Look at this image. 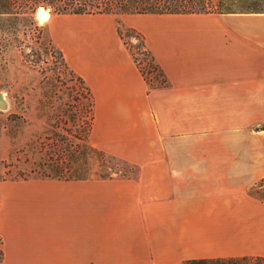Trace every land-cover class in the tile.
I'll return each instance as SVG.
<instances>
[{"label":"crops","instance_id":"1","mask_svg":"<svg viewBox=\"0 0 264 264\" xmlns=\"http://www.w3.org/2000/svg\"><path fill=\"white\" fill-rule=\"evenodd\" d=\"M145 15L133 27L163 86L119 36L61 44L93 98L91 144L135 174L1 181L3 264L264 258L251 193L264 179V12Z\"/></svg>","mask_w":264,"mask_h":264},{"label":"rangeland","instance_id":"2","mask_svg":"<svg viewBox=\"0 0 264 264\" xmlns=\"http://www.w3.org/2000/svg\"><path fill=\"white\" fill-rule=\"evenodd\" d=\"M37 16L33 14V25L21 17H0V93L4 97V102L0 103V182L11 180L18 171L27 174L33 168L36 170L42 157L38 153L39 144L52 148L56 135L63 134L80 144H84L79 140L83 138L91 145L89 130L84 135L81 122H73L67 110L77 102L87 105L89 100L92 116V96L83 79L70 69L74 65L61 47L62 43L71 42L73 38L83 44L86 37H99L108 42L121 34L120 43L142 67L139 70L144 80H161L157 69L151 68L148 55H143L139 30L133 27L135 21L137 26L146 15H65L50 9L42 24ZM98 53L100 51L96 50L93 55ZM74 55L80 62L78 65L83 66L85 50L81 45L77 48L75 44ZM113 158H107V167L100 166L95 157L89 159L84 168L86 175L100 178L103 173H110V177L135 174L130 164ZM257 185L251 193L264 198V186L257 188ZM0 264H3L1 237Z\"/></svg>","mask_w":264,"mask_h":264},{"label":"trees","instance_id":"3","mask_svg":"<svg viewBox=\"0 0 264 264\" xmlns=\"http://www.w3.org/2000/svg\"><path fill=\"white\" fill-rule=\"evenodd\" d=\"M38 6L49 7L53 13L65 15L122 16L264 12V0H0V17H21L30 25H33V13ZM119 36L121 38V34ZM141 39L144 46L141 48L144 51L142 52L143 55H148L151 68L157 69L159 78H161L159 81L152 82L150 79L146 81L152 86L164 85L165 80L160 68L146 49L142 36ZM130 55L137 67L142 68L132 52H130ZM141 74L144 75L142 72ZM155 82L156 85H154ZM88 103H90L89 100ZM88 103L82 105L77 102L67 112L68 115H72L69 118L73 122H81V132L85 131L84 135H86L89 130L88 135L90 136L94 113L91 116V108ZM79 140H82L84 144L73 142L63 134H59L55 136L56 143L53 144L52 148L44 143L39 144L38 153L42 157L40 162L36 164V170L33 168L27 174L18 171L11 177V180L87 178L89 176L86 175L84 168L88 165L89 159L95 157L102 167H107V158L114 159V156L110 157L102 151H97L91 143V145H87L83 138H79ZM47 168L50 170H47ZM109 174L103 173L99 177L108 178L110 177ZM261 182H264V179ZM257 186V188H260L264 185ZM260 200L264 201V198H260ZM186 264H264V258L258 256L212 258L189 260Z\"/></svg>","mask_w":264,"mask_h":264},{"label":"bare ground","instance_id":"4","mask_svg":"<svg viewBox=\"0 0 264 264\" xmlns=\"http://www.w3.org/2000/svg\"><path fill=\"white\" fill-rule=\"evenodd\" d=\"M36 15H38V16H37V18H38V22H39L40 24H42L43 21H44V20L47 18V16H48V11L40 9V10H38V12H37Z\"/></svg>","mask_w":264,"mask_h":264},{"label":"water","instance_id":"5","mask_svg":"<svg viewBox=\"0 0 264 264\" xmlns=\"http://www.w3.org/2000/svg\"><path fill=\"white\" fill-rule=\"evenodd\" d=\"M40 9H42V10H46V11H50V8H48V7L38 6V7L35 9V11H34L33 14H35V13L37 14V11L40 10ZM37 21H38V18H37ZM3 102H4V97H3L2 93H0V103H3Z\"/></svg>","mask_w":264,"mask_h":264},{"label":"built area","instance_id":"6","mask_svg":"<svg viewBox=\"0 0 264 264\" xmlns=\"http://www.w3.org/2000/svg\"><path fill=\"white\" fill-rule=\"evenodd\" d=\"M136 65V64H135Z\"/></svg>","mask_w":264,"mask_h":264}]
</instances>
